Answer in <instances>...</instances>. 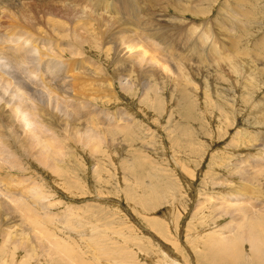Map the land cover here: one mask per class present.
Returning <instances> with one entry per match:
<instances>
[{"label":"rangeland","instance_id":"rangeland-1","mask_svg":"<svg viewBox=\"0 0 264 264\" xmlns=\"http://www.w3.org/2000/svg\"><path fill=\"white\" fill-rule=\"evenodd\" d=\"M24 2L27 3L28 14L31 16L32 4L35 6L36 1L25 0ZM148 2L147 6L144 1H140L139 7L134 5H129V7L133 14L135 12L139 14L140 19L138 18L136 21L141 29L138 40H142V43L147 40L152 42L151 44L150 42L142 44L143 49L149 53L146 55V63H148L146 65L153 66L159 71L163 70L162 64L168 65H166L168 71L163 70L164 72H162L169 77L166 79L164 87H156L159 94L158 97L155 96L156 98H153V94L149 92L143 95V88H138V86L126 92L116 81L119 75H122L123 71L125 72V69H127L126 72L139 69L136 57L141 49H132L133 52L128 50V46L134 43H128L127 35H114L113 31H108L107 27L105 28V31H108L106 32L107 40H110L108 45L97 49H81L77 43L85 39L84 35L90 37L93 34V30H89L88 34L81 30L70 40L62 38L65 42L68 41V44L65 42L59 44L67 58L72 55L71 52L75 49L77 51L80 49L79 51L84 53V56L78 57V61L84 64L88 74L87 78H81L85 81L83 86L87 88L89 86L87 81L90 80V86H92L90 88L98 87L99 90H95L96 94L91 92L94 97L89 95L88 90L86 92L89 94L85 93L82 96L90 97L86 98L89 103L93 104L88 109L89 111L76 108V110H72L77 123L86 127L90 121L97 123L102 119L111 120L114 117L116 119L120 117L119 126L121 123V126L124 127V122H122L124 119L127 120L125 123H129V120L132 121L131 125H135L132 132L136 137H130L129 134L128 137L125 132H122L124 134L120 133L121 136L118 132H110L106 138L95 130L93 146L83 147V141H71L74 136L69 137L64 129L61 130V134L59 133L61 138L58 139L34 116L25 113L20 125L23 127V133L32 137V142L33 139H37L41 144L40 147L33 149V152L38 153V156L35 154L34 157H29L17 153L16 158L19 160V166L22 167H10V163L4 161L7 166L0 170V178L6 181V187L9 189L21 190V188L23 189L21 184H25L24 189L41 186L46 195L48 194L45 202L49 206L43 209L55 218L57 225H53L54 227L45 225V228L55 235V238H52L54 242L58 241L56 243L61 244L62 242L63 245H68V248L74 250L73 254L76 253L80 257L81 260H75L73 264H83V262L86 264H217L213 256V249L211 250L212 254H208L212 244L209 237L224 228L233 220V217L224 212L216 214L213 209L220 206L221 203L218 202H220V198L226 196L227 192L244 184L234 175L235 167L232 165L240 164L242 160L246 161L250 157L249 161H260L264 156V148H262L264 146L262 143L264 141V126L262 125L261 128L257 126L261 124V117L264 114L257 115L256 111L260 106L264 107V77L261 80L262 73L258 71V69H264V55H262L264 52L259 51L255 46L256 43H259L261 45L259 48H264V0H179L178 10L170 7L171 4H174L172 0H148ZM73 4L74 9L78 10L76 15L78 20L81 18L78 14L81 13L79 11L81 8L83 10L84 6L92 7L90 0H74ZM167 5H169L168 11L165 8ZM180 5L182 6L180 7ZM236 10L244 14L245 17L237 18ZM193 11L196 13L194 14ZM44 12V14H48L51 13V10H44ZM171 17L184 20V26L180 24V32L171 31L174 30ZM157 18L165 25L164 28H161L162 30H159L160 35L167 29L172 33L171 44L176 50L175 54L193 57L194 60H191L192 71L196 69L201 72L195 71L197 75H195L196 78L193 77V83L182 81L173 75L175 67L166 59L160 57L162 60L156 61L158 52L155 49L156 42L153 41L155 39L147 37L146 34L149 30H156L157 26L161 24ZM128 19L127 16L121 17L122 23ZM74 20L76 21V19ZM242 20L249 22L250 25ZM219 21H223V23ZM4 22L5 20L0 19L1 27L5 25ZM222 24L226 30L229 26L231 30L233 26L237 25L246 33L239 35L232 31L237 42L243 41L248 45L242 52L244 55L241 53V59L244 63L248 60L249 67L243 64L239 65V70L228 67L222 62L227 56L222 53L223 51L216 50L214 58L223 57L217 71L209 64L210 62L203 63L190 51V48L195 46L199 50H206V53L201 54L202 58H211V41L213 38L215 40L216 31ZM198 30L202 31L198 32ZM52 38L61 39L59 37ZM191 38H194V41ZM201 38L205 40L203 41ZM114 43L118 48L114 46ZM42 50L47 52V47H42ZM119 51L129 54L130 57L122 56L123 53L120 54ZM150 57L153 59L150 60ZM134 58L135 60H133ZM70 59L73 57L71 56ZM68 63L70 62L68 61ZM92 63H95L94 68L91 67ZM70 68L75 69L76 67L70 65ZM169 69L172 71L170 72ZM223 69L225 70L223 71ZM248 69L251 72H256L257 77H249ZM135 71L131 75L136 76ZM222 71L224 72L223 76ZM229 71L236 74H230ZM31 76L38 81L42 80V78L38 79L35 74ZM100 76L102 79L108 80L105 85L103 80H99ZM226 76H228L227 81L224 80ZM161 77L159 75V79H162ZM145 78H142L143 82H140L143 83V86L156 79L157 76L150 77L148 75ZM172 79L176 83H172ZM243 81H247L245 89L242 87ZM111 82L113 84H110ZM178 83H182L183 87L178 86L176 92L173 93L172 88L170 89L171 84ZM186 87L188 89L195 87L197 92L186 95V99H184L181 90ZM160 89L163 90L160 91ZM73 94L76 96L79 93L73 92ZM206 95L210 96L207 98ZM76 100H79L77 96ZM60 102L65 103L66 101L60 100ZM179 103L181 108H178ZM66 105L64 104V108ZM220 106L221 108H219ZM196 107L197 109H195ZM94 109H96L95 112ZM89 113L93 115L94 120L88 118ZM95 113L96 115H94ZM116 133L118 134L116 135ZM66 141H70L69 146ZM260 143H262L261 146ZM98 144L101 145L98 147L101 153L96 149ZM60 147H67V150ZM0 149L2 152H10L9 148L1 144V141ZM43 149H46L53 159H57V162L60 160L58 174L51 169L53 162L43 156L45 151ZM102 151L105 155L102 154ZM38 158L39 160H37ZM40 160H43L45 164ZM12 184H15L16 187L14 185L13 187ZM217 184L218 186H216ZM253 184L256 187L251 185V188L253 190L262 189V192L255 191L264 196V187L261 185L258 187L256 183ZM10 193L19 194L13 190ZM215 200L216 203L213 202ZM5 204L7 209H12V213L18 212V210L15 211V205ZM205 206L208 207L205 208ZM211 211L213 215L210 213ZM25 230L26 233L22 235L20 229L15 240L0 235V264L3 259L8 264L18 262L34 264L35 260L29 259L34 254L42 256L40 261L42 260L43 264H46L44 258H48V262L52 261L49 254L57 258L55 254H52L53 246L40 237L39 231H35L30 226L25 227ZM25 235L32 237L28 244H23L21 240L25 239V237L21 238ZM243 247L246 248V254L249 256L251 254L250 245L246 243ZM49 248L51 253L45 254ZM243 263L253 264L250 257Z\"/></svg>","mask_w":264,"mask_h":264},{"label":"bare ground","instance_id":"bare-ground-1","mask_svg":"<svg viewBox=\"0 0 264 264\" xmlns=\"http://www.w3.org/2000/svg\"><path fill=\"white\" fill-rule=\"evenodd\" d=\"M24 1L25 0H22V2H21V0H0V19L5 20V22H4L5 25H3L2 27L0 26V141H1V144L5 145L6 148H9V150H10V152L9 151L2 152V150L0 149V170L2 167L7 166V164H5L4 161L9 162L10 167H16V168L22 167V166H19V160L16 158L17 153H20L24 156H29V157H34L35 154H36V156H38V153H36V152L34 153L33 149H34V147H37V148L40 147L39 145H41V144L38 142L37 139H33V142H32V137L25 135V133H23V127L20 125L21 119H22L23 115H25V113H29L30 115L34 116L40 124H42L44 127H46L58 139L61 138L59 133L61 132V130L64 129L67 132V135H69V137L74 136L73 138H71V141H74V142H77L79 140L83 141L82 142L83 147H89L90 145L93 146L92 140L95 138L94 137L95 130L97 131L98 134H100L101 136L106 137V138L108 137V134L110 132H118L119 135H120V133L125 132L127 134V136L129 134L130 137H133V138L136 137L135 133L132 132V130L135 128V125H131L132 121L130 122V120H129V123H125L127 120H125V119L122 120V122H124V127H122L121 123H120V126L118 125L119 122L121 121L120 117H117V119L114 117L111 120L102 119L97 123H96V121H90V124H88L86 126L87 128L82 127L77 123L76 119L73 116L74 114L72 113L74 111H72V110H76V109H78V110L87 109L88 110L93 104H91L92 102L89 103L87 101L86 98L88 96L87 97H82V96L85 95V93L86 94L90 93L89 95L91 97H94V94H96L95 90H97V91H99V90L97 89L98 87H96V89L90 88V87H92V86H90L91 85L90 80L87 81V85H89V86H87V88L85 86H83L85 81L81 78H87L88 74H87V71L85 70L84 64H82L78 61L79 60L78 57L84 56V53L79 51L80 49L78 51L75 49L71 52V54H72L71 56L73 57V59H70L71 56L70 57L68 56L69 58H67L64 55L63 50L59 44L65 42V40H62V38L70 40L71 38H74V36L77 35L78 32L81 30L84 31L85 34H88L89 30H91V31L93 30V32H92L93 34H91L90 37L88 35L87 36L84 35L85 39L81 40L80 43L79 42L77 43L78 45H80L79 47L81 49L82 48L97 49L98 47L101 48V46L105 47L106 45H108L110 43V40L109 41L107 40V33L106 32H108V31H113L114 35H120V34L125 35V36L127 35L128 43H132V44L134 43L133 45L126 44V45H130V46H128V50L129 49L130 50L141 49L138 56L137 57L135 56L137 59L136 61H137V65H138V66L137 65L136 66L139 69H138V71L129 70L127 72H126L127 69H125V72L123 71L121 73L122 75L118 74L119 77L116 81H118L121 89L126 91V92H129V91L135 89L136 86H138V88L139 87L143 88V91H144L143 95H146V93L149 92V93L153 94V98H156L155 96L158 97V95H159L158 92L156 91V87H158V88L161 86L164 87L166 79H168V77H169L163 73L164 72L163 70L168 71V68H167L168 65L166 64L167 65L166 66L165 64H162L161 66H162L163 70H161V71H159L157 68H155L153 66L150 67V66L146 65V64H148V63H146L147 62L146 61V55L147 54L149 55V53L143 49L144 46L142 47V44H144L145 42H150V44H151L152 42H151V40H147V41H144V43H142L143 42L142 40L141 41L138 40V37H139L138 35H139L141 29H140V26L137 24L136 21L139 18V14H136V12L133 14L131 12V8L129 7V5H134V6L139 7L138 4L140 1H144L145 5L147 6V4L149 3L148 0H90L92 7L86 8V6L83 5L84 6L83 10L81 8V10H79V11H81V13H78L81 17L79 20L77 18L78 16H76L78 10L76 11L74 9V7H75L73 4L74 0H34V1H36V5L34 6L32 4V6H33V7H31L32 10L30 9L31 13L29 12L31 14V16H29V14H28V10L26 7L27 3L25 4ZM17 2H18V4H17ZM172 3H174V4H171L170 7L178 10L179 0H172ZM191 4H193V3H191ZM181 6L182 5H180V7ZM190 7H192V6H190ZM143 8H146V7H143ZM165 8L168 11L169 5L165 6ZM44 10H51V13L44 14L45 13ZM193 12H194V14L196 13V11H193ZM236 12H237V10H236ZM246 12H247V10H246ZM237 14H238L237 15L238 17L235 15L234 16L235 19H236V17L237 18H240L241 16L245 17L244 14H242L240 12H237ZM252 14H254V13H252ZM85 15H86V17L84 18ZM122 16L123 17L127 16L129 19L125 20L122 23V20H121ZM250 17L252 19L253 15ZM73 19H76V21H77L76 24H75L76 21L75 20L73 21ZM242 21H244V20H242ZM159 22L161 23L160 24L161 26L164 23V22L162 23V21H160V20H159ZM219 22L223 23V21H219ZM244 22L247 23L248 25H250L249 22H246V21H244ZM180 24L182 26H184L183 25V24H185L184 20L173 17L172 18V25H173L174 30H171V31L176 32V33L180 32L181 31V25ZM217 24H218V22H217ZM160 25L157 26L156 30H152V31L149 30V31H147V34H146L147 37H151V38L155 39L153 41L156 42L155 49L158 52L157 56L159 57V58L158 57L156 58V61L161 59V58L166 59L168 61V63H170L173 67H175V70L173 68V71H174L173 75H176L182 81L193 83V81H192L193 77L195 75H197L195 73V71L198 72V70H196V69H195V71H192L193 67L191 65V60H194L193 57L192 56L185 57L183 54H175L176 50L171 44L172 33L167 29V31L165 33H161V35H160L159 30L161 28H164V26H165V25H163L161 27ZM237 25H235V27L233 26L231 30H230V28H231L230 26L228 27L229 30H228V28L226 30L225 29L226 27H223V24L219 26V28L216 31L217 34H216L215 40L213 38V41H211L212 42V45L210 47L211 58H206V59L202 58L201 54L206 53L205 52L206 50H203V49L199 50V48H195V46L190 48V51L192 53H194V55L197 57L198 60H202L203 63L206 61L210 62L209 64L212 65V67L215 68L214 70H217V71H218V67L221 63V60H223V57L219 58V59L214 58V54H215L216 50H219L220 52L223 51L222 53L227 56L224 58V60L222 62H224L228 67H230V68L233 67L234 69L235 68L238 69L239 65H241V64L249 67L250 62H248V60H247L244 63V62H242V59H241V53L243 52V50L248 45H246V43L244 44L243 41L242 42L240 41L241 43H239V41L237 42L235 35L232 34V31L237 32L239 35L240 34L242 35L243 33H245L243 30H241V27L239 28ZM107 27H108V31L107 30L105 31V28H107ZM175 28H176V30H175ZM243 29H244V27H243ZM195 31H197V30H195ZM199 31L200 30H198V32ZM190 34H192V33L190 32ZM238 34H236V35H238ZM43 35L48 36V37H46L48 39H46L45 36H43ZM180 35H183V34H180ZM79 36H80V33H79ZM197 36H198V34L196 35V38H197ZM221 36H222V39H221ZM52 37H59L61 39H55ZM202 38H204V37H202ZM242 38H243V36H242ZM187 39H189V38H187ZM191 39L194 41V38H191ZM72 40H74V39H72ZM75 40H76V38H75ZM67 42H65V43H67ZM195 42H196V40H195ZM197 42H198V40H197ZM74 43H75V41H74ZM207 43H208V41H207ZM247 43H248V41H247ZM241 44H243V45H241ZM114 46L116 48H118L116 43H114ZM255 46L259 49V51L264 52V48L263 49L259 48L261 46V45H259V43H256ZM42 47L43 48L47 47V52H44L42 50ZM84 51L86 52V50H84ZM133 51L134 50H132V52ZM68 53H69V51H68ZM119 53L122 54L123 51H121V52L119 51ZM262 55H264V54H262ZM122 56H127V58L130 57V55L127 53H123ZM151 59H153V58L150 57V60ZM133 60H135V58ZM133 60H132V62H134ZM255 60H257V59H255ZM68 61L70 63H68ZM87 62H88V60H87ZM92 64L93 65L91 67L94 68L95 63H92ZM130 64H131V61H130L129 65ZM195 64H197V63H195ZM70 65H73L76 68L71 69ZM88 66H90V65H88ZM91 67H90V69H91ZM131 67H132V65H131ZM198 67H200V66H198ZM210 68H211V66H210ZM210 68H207V69H210ZM225 69H223V71ZM241 69H242V67H241ZM134 71L137 73L136 76L131 75ZM169 71H170V69H169ZM171 71H172V69H171ZM223 71L221 72L222 76L224 75ZM247 71H249V69ZM258 71L262 73L260 75V79L262 80V77H264V69H258ZM101 72H103V70H101ZM89 73L92 74L91 72H89ZM229 73H230V71H229ZM239 73H240V71H239ZM248 73H249L248 74L249 77L250 76L257 77L256 72L254 73V72L249 71ZM32 74H35L38 79L42 78V80H40V81L36 80L35 78H33L31 76ZM103 74H105V73H103ZM189 74H190V76H192L191 78H190ZM211 74H213V73H211ZM226 74H227V72H226ZM230 74H236V73L234 72V73H230ZM148 75L150 77H152L153 75L157 76L158 79L156 78L152 81H149L148 83L145 84V86H143V83H140V82H143L142 78H145ZM159 75H160V77L162 76L161 77L162 79H159ZM92 76H91V78H93ZM176 76H174V77H176ZM100 77H101V79H99V80L100 81L103 80L102 82L105 85L108 80L102 79V76H100ZM227 77L228 76H226V79H224V80L227 81V79H228ZM94 78H96V77H94ZM195 78H196V76H195ZM237 79H239V78H237ZM94 80L96 81V79H94ZM95 81H93V82L95 83ZM97 81H98V79H97ZM175 81H176V79H175ZM171 82L176 83L173 81V79L171 80ZM220 82H222V81H220ZM98 83L100 84V82H98ZM179 83L178 84H171L170 89L172 88L173 93L178 86H180V87L184 86V82H183V86H181L182 83L181 84H179ZM242 83H243L242 87H243V89H245V87H246L245 83H247V81H243ZM255 83H257V82H255ZM110 84H113V82H111ZM250 84H252L251 81H250ZM166 85H167V83H166ZM142 88H140V89H142ZM87 90L89 91V93L86 92ZM162 90L163 89H160V91H162ZM181 91L183 93L182 96L184 99H186V95H188V94L192 95V92L193 93L197 92L195 87H190V89H188L186 87V89L184 88ZM73 92L79 93L78 95H76L79 100H76V96L73 94ZM91 92H93L94 94H91ZM98 93H100V92H98ZM113 94H114V92H113ZM100 96H102V95H100ZM112 96L114 97V95H112ZM208 96H210V95H208ZM208 96H207V98H208ZM89 98L90 97H88V99ZM60 100H63V101L65 100L66 102L61 103ZM222 101H223V99H222ZM64 104H67L65 108H64ZM94 105H96V104H94ZM193 106H196V105L193 104ZM178 108H181L180 103H179ZM219 108H221V106ZM69 109H71V111H69ZM195 109H197V107ZM95 110L96 109H94V112H95ZM97 111H96V113H97ZM256 111H257V115L260 114L262 116V114H264V107L260 106L259 110H256ZM220 112H222V111H220ZM96 113L94 115H96ZM105 115H106V112H105ZM126 117H127V115H126ZM88 118L93 119L94 117L92 114L89 113ZM260 122H261V124L257 125V126H259V128H261L262 125L264 126V116L261 117ZM255 125H256V123H255ZM118 133H116V135ZM122 134H124V133H122ZM116 135L115 136L113 135V136L116 137ZM64 137H65V135H64ZM64 137H62V138H64ZM128 140H129V138H128ZM131 141H132V139H131ZM69 143H70V141H68V142L66 141V144L68 146H69ZM262 143L264 144V141H262ZM262 143H260V146ZM250 145H252V144H250ZM92 146H90V147H92ZM100 146H101L100 144L96 145V149L98 151H99L98 147H100ZM262 148H264V146H262ZM63 149L67 150V147H64ZM43 150H45L43 153V156L46 159H49V161L53 162L51 164L52 171L54 173L58 174L59 169H60L58 162L60 160L57 162L56 161L57 159H53V157L49 154L48 151H46V149H43ZM99 153H101V151H99ZM102 154L105 155L104 152ZM66 156H67V153H66ZM68 156H70V155H68ZM249 159H246V161L242 160L240 164L234 163L232 165V167L233 166L235 167L234 170H235L236 174L234 173V175H236L241 182L243 181L244 184L238 185V187H235V188L233 187L234 189L231 188V189H233V190H231V192H227L225 197L220 198V202H218V203H221V204L219 207L214 208L215 205H214V207H211L212 209L214 208L213 211H214V213L216 211V214H217V212L218 213L224 212L225 214H229L233 217V220L230 223H228L224 228L220 229L217 233H215L213 230L214 234H211L209 237L212 244H211V248L209 249L208 254L211 255L212 254L211 250L213 249V256H214L217 264H244L243 262L247 261V258L249 259V257H250V260L252 261L253 264H264V196L255 191V190H259L260 192H262L261 191L262 189L261 190L260 189H254L253 190L251 188V185L253 187H256V185L253 183H256L257 186L261 185L262 187H264V156H263L262 160H260V161L259 160H255V161L251 160L252 161L251 162V161H249ZM37 160H39V158ZM40 162L45 164L43 160H40ZM62 167H64V166H62ZM71 168H73V167H71ZM3 180L0 178V227H1L0 228V235L1 236H7L8 239L15 240L17 238V236L19 235L18 232L20 231V229H21V234L23 235L26 233L25 227L30 226V227L34 228L35 231L36 230L39 231L40 237L47 240L53 246L52 254H55V256L57 258H55L53 255L49 254V252L51 250L49 248L48 252L46 251L45 254L46 253L49 254L50 259L52 257V261L48 262V258H44V260L46 261V264H73V262L75 260H81L80 257L78 255H76V253L73 254L74 250L72 251L70 248H68V245L65 246V244L64 245L62 244V242H61V244L56 243L58 241L54 242L52 240V238H55V235L53 234V232H51L50 230L45 228V225H47L49 227H54L53 225L56 226L57 224L55 222V218H53L51 214H49L46 210H44V209L48 208V206H49L45 202V200H47V198H48V194L46 195V193L42 190L41 186L35 188L34 186H32L33 185L32 184L31 185L32 187H30V188L27 187V189H24L25 184L24 185L19 184L20 186L23 187V189L22 188H21V190L9 189L8 187H6V181L5 180L3 181ZM259 180H261V181H259ZM22 181H25V180H22ZM22 181H21V183H22ZM13 185L15 186V184H12V186ZM34 185H36V184H34ZM26 186H27V184H26ZM216 186H218V184ZM229 188H230V186H229ZM12 190L15 192H18L19 194H11L10 192ZM213 202L216 203V200ZM5 203H11V204L15 205V207H16L15 211L18 210V212L12 213V209H7V206ZM204 205H206V204H204ZM216 206H217V204H216ZM207 207L205 206V208H207ZM210 213L212 214V211ZM38 223H40V224H38ZM7 237H6V239H7ZM23 237H25V239ZM21 238H23V239H21L23 241V244L24 243L28 244L32 239V237L27 236V235L21 236ZM207 239H208V237H207ZM207 239H206V241H207ZM194 240H196V239H194ZM196 242H198V241H196ZM246 243L249 244L250 248H251V249H249V250H251V254H249V256L246 254V250H245L246 248L243 247V246H245ZM190 249L192 250V248H190ZM249 253H250V251H249ZM41 257L39 254H34V255L30 256L29 259L35 260L34 264H43L42 260L40 261ZM30 262H31V260H30ZM1 264H8V263L6 262L5 259H3ZM15 264H25V263L24 262H18ZM83 264H86V263L83 262Z\"/></svg>","mask_w":264,"mask_h":264}]
</instances>
